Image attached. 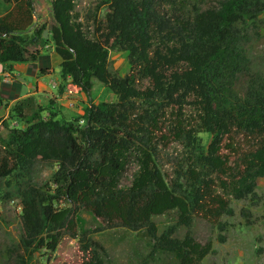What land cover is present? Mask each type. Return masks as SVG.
I'll use <instances>...</instances> for the list:
<instances>
[{"label":"trees","instance_id":"obj_1","mask_svg":"<svg viewBox=\"0 0 264 264\" xmlns=\"http://www.w3.org/2000/svg\"><path fill=\"white\" fill-rule=\"evenodd\" d=\"M0 62L40 59L52 42L64 81L80 87L88 104L80 117L32 114L24 103L0 132L2 200L20 199V234L8 250L17 264H33L40 250L56 251L66 236L78 239V264H112L106 247L84 227L83 211L109 227L144 229L151 254H172L177 264H202L214 251L191 227L204 218L224 229L231 198L256 193L264 177V71L248 52L250 30L264 14V0H105V20L91 33L76 14L77 0H52L54 24L36 21L35 0H4ZM112 50L128 60L123 73L110 69ZM42 73H51L50 66ZM117 96L94 102V81ZM197 111L192 121L187 110ZM84 120L82 122L81 120ZM209 133L208 144L200 133ZM175 144L178 154L163 168ZM229 150L231 154L225 153ZM229 155H235L233 159ZM41 162H55L38 182ZM132 164L130 184L124 178ZM6 186V187H5ZM6 188V190H5ZM176 211V225L159 231L154 217ZM188 227L183 237L179 226ZM221 240L224 237L221 236Z\"/></svg>","mask_w":264,"mask_h":264},{"label":"rangeland","instance_id":"obj_2","mask_svg":"<svg viewBox=\"0 0 264 264\" xmlns=\"http://www.w3.org/2000/svg\"><path fill=\"white\" fill-rule=\"evenodd\" d=\"M219 0H205L204 6L217 5ZM11 4V3H10ZM10 4L0 0V14L10 9ZM36 22L46 24L45 38L50 39L49 30L54 24L52 14V0H35ZM12 6V4H11ZM109 10L105 0H77L76 14L91 33L99 22L105 20ZM52 42L49 41L48 44ZM52 48V46L50 47ZM49 48V50H50ZM248 52L255 70L264 71V14L255 27L250 30ZM128 68V60L124 53L112 50L110 53V69L113 72L123 73ZM93 101H116V94L99 80H95L92 91ZM30 114L38 108L36 101L30 97L21 101ZM197 111L190 106L188 117L193 121ZM1 134L7 131L1 129ZM205 144L211 140L209 133H200ZM179 146L175 144L164 155L163 168L167 174L173 175L175 165L168 163L178 154ZM225 150V153H229ZM233 159L235 155H229ZM55 162H41L38 164L36 180L40 183L51 179L56 170ZM132 164L124 178V184H130L134 170ZM6 187V186H5ZM6 190V188H5ZM0 190V264H17L16 257L8 250L18 242L20 234L19 218L22 211L20 199L2 200ZM232 214L222 217L224 229L212 224L204 218H196L191 227L194 236L201 242L211 240L214 251L211 252L202 264H264V177L258 181L256 193L244 199L231 198ZM85 219L84 227L91 232L92 237L101 242L107 249L112 264H177L175 257L169 253L156 252L151 254L152 239L142 229L133 231L125 227H109L100 218L94 217L87 211L82 212ZM159 231L176 225L178 214L170 211L154 217ZM188 227L179 226L175 235L183 237ZM221 236L224 240H221ZM80 245L78 239L66 236L60 242L56 251L40 250L35 253L33 264H78L80 260ZM30 264V263H29Z\"/></svg>","mask_w":264,"mask_h":264},{"label":"crops","instance_id":"obj_3","mask_svg":"<svg viewBox=\"0 0 264 264\" xmlns=\"http://www.w3.org/2000/svg\"><path fill=\"white\" fill-rule=\"evenodd\" d=\"M42 54L49 55L45 64L40 59L29 60L15 62L6 69L0 62V128L5 120H15L12 118L13 107L30 97L36 101L37 106L42 107L44 116L55 114L59 119L71 120L84 113L88 98L80 87L69 80H63L60 66L62 59L55 52L53 44H47ZM47 66H50L51 73H42V68Z\"/></svg>","mask_w":264,"mask_h":264},{"label":"built area","instance_id":"obj_4","mask_svg":"<svg viewBox=\"0 0 264 264\" xmlns=\"http://www.w3.org/2000/svg\"><path fill=\"white\" fill-rule=\"evenodd\" d=\"M71 105H74V104L71 103ZM81 121L84 122L83 119H82ZM20 124H21V123H20L18 120H14V121L12 122V125H13V126H20Z\"/></svg>","mask_w":264,"mask_h":264}]
</instances>
